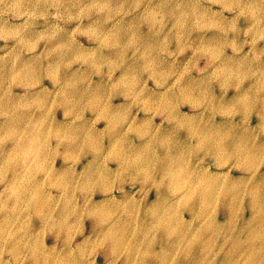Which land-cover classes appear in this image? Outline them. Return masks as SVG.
<instances>
[{
    "label": "clouds",
    "instance_id": "1",
    "mask_svg": "<svg viewBox=\"0 0 264 264\" xmlns=\"http://www.w3.org/2000/svg\"><path fill=\"white\" fill-rule=\"evenodd\" d=\"M0 264H264V0H0Z\"/></svg>",
    "mask_w": 264,
    "mask_h": 264
},
{
    "label": "rangeland",
    "instance_id": "2",
    "mask_svg": "<svg viewBox=\"0 0 264 264\" xmlns=\"http://www.w3.org/2000/svg\"><path fill=\"white\" fill-rule=\"evenodd\" d=\"M184 111H188V109H187V108H185V109H184ZM158 122H159V121H158ZM101 127H103V125H101Z\"/></svg>",
    "mask_w": 264,
    "mask_h": 264
}]
</instances>
